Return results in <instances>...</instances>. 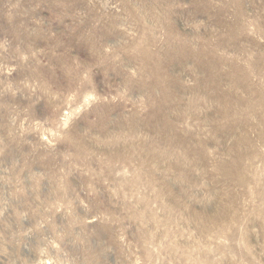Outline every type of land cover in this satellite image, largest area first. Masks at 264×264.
<instances>
[{
  "label": "rangeland",
  "instance_id": "374dc122",
  "mask_svg": "<svg viewBox=\"0 0 264 264\" xmlns=\"http://www.w3.org/2000/svg\"><path fill=\"white\" fill-rule=\"evenodd\" d=\"M0 264H264V0H0Z\"/></svg>",
  "mask_w": 264,
  "mask_h": 264
}]
</instances>
